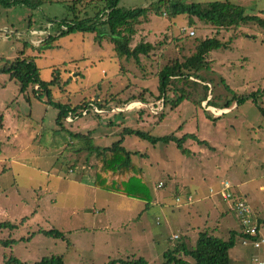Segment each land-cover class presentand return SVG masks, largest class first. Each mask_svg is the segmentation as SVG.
Here are the masks:
<instances>
[{"label": "rangeland", "instance_id": "374dc122", "mask_svg": "<svg viewBox=\"0 0 264 264\" xmlns=\"http://www.w3.org/2000/svg\"><path fill=\"white\" fill-rule=\"evenodd\" d=\"M44 1L38 8L0 7V67L20 56L34 60L41 80L54 81L52 102L62 105L108 100V107L123 110L134 101L130 106L137 108L100 115L91 111L67 127L73 132L92 131L94 143L101 148L123 138L124 147L134 153L133 161L143 170L153 201L147 206L146 201L94 188L96 156L59 146L56 136L48 132L56 129L59 110L47 94H35L37 87L20 94L19 84L9 74H0V114L4 115L0 222L17 225L0 229V264L11 257L35 264L50 256H62L65 264L139 258L164 264V254L176 243L195 246L200 232L218 227H214L218 212L203 213L196 205L225 180L243 184L255 219H264V115L260 111L264 96L259 94L264 90V25L222 29L187 15L170 19L165 9L159 15L150 10L136 25L131 48L150 43L153 50L148 57L140 56L137 64L119 58L109 39L98 41L95 33L72 32L46 41L60 31L58 25L47 30L49 22L62 21L73 4L80 17H93L105 8L104 0ZM158 1L121 0L120 7L150 8ZM226 1L244 8L246 15L264 17V0H187L203 6ZM191 30L195 36H189ZM11 31L9 39L1 37ZM208 38H218L226 47L209 53L210 67L199 73V82L195 77L190 83L173 81L166 103L174 99V90H184L190 99L171 109L158 98L159 72L175 60L184 62L193 56L197 45ZM204 85L211 90L212 105L229 112L210 110L207 100L200 103ZM254 93L256 99L250 98ZM235 96L242 99L239 104ZM158 112L165 114L161 121L155 116ZM127 128L154 138L195 135L207 145L188 137L182 150L176 143L123 136ZM74 163L76 169L69 170ZM179 191L191 193L194 206L177 207ZM216 199L220 212L227 213L224 225L219 219L223 227L216 236L228 241L231 230L239 233L230 251L232 264H255L253 256L264 261V244L258 250L244 246L238 215L229 210L230 203ZM206 216L210 222L204 221ZM52 229L66 239L42 234ZM261 234L264 240V226Z\"/></svg>", "mask_w": 264, "mask_h": 264}, {"label": "trees", "instance_id": "16d2710c", "mask_svg": "<svg viewBox=\"0 0 264 264\" xmlns=\"http://www.w3.org/2000/svg\"><path fill=\"white\" fill-rule=\"evenodd\" d=\"M105 8L98 11L93 17H80L76 13V4L69 7V14L57 23L59 33L56 36L50 35L46 41L48 43L56 38L70 34L72 32L95 33L96 39L101 41L103 38H108L114 46V51L119 58L133 59L139 64L140 56L148 57L153 46L150 43H140L135 48H131L133 36L136 35L135 28L145 18L150 10H154L156 15H159L160 10L165 9V14L170 19H174L180 15H187L191 18L206 23H210L218 28H239L242 25L255 23L264 25V17L246 15L244 8L232 4L231 2H211L203 6L202 3H188L187 0H159L157 4L151 5L150 8H135L124 9L120 7L121 0H104ZM81 1H79L80 3ZM45 3L44 0H0V7L8 9L19 5H26L33 8H38ZM52 22L57 20H51ZM61 26H65L66 30H62ZM28 46V44H27ZM226 47V44L218 38H208L200 42L196 47V52L193 56L187 58L184 62L173 61L167 64L159 72V99H163L166 103L168 100V92L173 81L182 80L190 83L193 77L201 80L199 73L205 69H209L210 63L207 56L212 51ZM0 74H9L10 79L14 80L20 86V94H26L30 88L33 89L38 96L46 93L48 101L53 104L58 110L56 119L57 127L51 132L58 140L59 146H63L66 150L75 149V152L87 153L88 156L95 155L97 165L95 169V177L93 186L96 189L105 192L117 193L125 195L129 198L143 200L147 202V206L153 201L149 188L144 179V173L133 161V152L126 149L123 145V138L113 143L110 147L101 148L94 143L92 132L74 133L67 127V117L72 114L76 119L81 116V111L90 108L89 105H95L101 110H109L110 101L98 100L94 102H85L75 107L62 105L52 102L50 85L52 82H44L40 78L39 69L32 59L22 58L21 56L13 62L5 63L0 67ZM196 81V80H195ZM194 82V81H193ZM195 85V84H194ZM196 86V85H195ZM202 97H199L200 103L208 99L209 87L204 85ZM175 97L169 104L171 109H176L184 100L190 99V96L184 90H174ZM264 96L263 92H260ZM256 93L250 95L252 99H256ZM212 100L209 101L212 105ZM238 104L242 99L238 100L237 96L234 99ZM142 102V101H141ZM133 103V102H132ZM166 106V105H165ZM118 107V106H115ZM228 109V108H220ZM260 111L264 115V109ZM155 116L161 121L165 114L157 113ZM74 119V120H75ZM74 122V121H73ZM4 129V115L0 114V133ZM46 131V130H45ZM124 135H138L143 139H147L153 143L163 142L166 144L176 143L177 147L183 150V144L188 137L197 140L200 144L207 145L206 141H200L195 135H186L183 138H178L176 135L154 138L149 134L144 135L140 131L127 128L123 131ZM69 148H68V147ZM77 163L71 165V169H76ZM17 225L7 221L0 222V229L11 228L15 229ZM42 234L49 238L65 240V234L52 229L42 231ZM238 234L232 232L228 241H224L207 231L200 232L195 246L190 247L185 242L176 243L173 250H168L165 254L164 264H232L230 251L236 245ZM240 237L254 239L241 233ZM176 241V240H175ZM6 244L12 241H5ZM4 243V242H3ZM191 258L192 263L185 259ZM5 264H23L17 258L11 257ZM35 264H65L62 256L44 257ZM108 264H149L145 259H128V260H113Z\"/></svg>", "mask_w": 264, "mask_h": 264}, {"label": "built area", "instance_id": "2783aa9c", "mask_svg": "<svg viewBox=\"0 0 264 264\" xmlns=\"http://www.w3.org/2000/svg\"><path fill=\"white\" fill-rule=\"evenodd\" d=\"M59 21H54V22H49L50 24L47 26V30H51L52 28L55 27V25H57ZM52 25V27H51ZM62 30H66L65 26H61ZM189 29H184L183 31H188ZM50 35V34H49ZM11 35L4 36L5 39H9ZM189 36H195V32L193 30L189 31ZM132 103H129V105L124 108L129 109V108H134V105H131ZM90 108H86L84 110L81 111V116L83 117H87L89 115V113L92 111L94 114L100 115V114H104L107 111H103L101 109H99L98 107H96L95 105H89ZM140 106V105H139ZM145 106V105H144ZM137 107V106H136ZM122 110H118V112H121ZM159 113V112H158ZM74 117L72 114H70L66 121L68 123H72L74 121ZM71 121V122H70ZM163 185H161L162 187ZM236 186L233 185L232 183H230L229 181L225 180L221 182V186H220V190L217 191L216 193L220 195V197L231 204V207L234 209V211L237 213L242 227H243V233L246 236H249L251 238L250 241L245 240L243 242L244 245H252L255 249H260L262 244H263V240L261 239V233H260V226L258 224L257 219H255L254 214L248 204V201L246 200V198L244 196L239 195L236 190H235ZM212 193H214V190H212ZM176 202L177 204H181V198H176ZM191 203L192 200L191 198H188L187 203ZM178 236H175L174 239H177ZM254 263L255 264H264V261L259 260L258 258H254Z\"/></svg>", "mask_w": 264, "mask_h": 264}, {"label": "crops", "instance_id": "0c3cea01", "mask_svg": "<svg viewBox=\"0 0 264 264\" xmlns=\"http://www.w3.org/2000/svg\"><path fill=\"white\" fill-rule=\"evenodd\" d=\"M4 33H2V35H1V37L3 36H5V35H3ZM36 34V33H35ZM43 34V33H42ZM7 35V34H6ZM9 35H13V32L11 31V33L9 32ZM33 35V34H32ZM11 37V36H10ZM47 38V37H46ZM3 39H5V37L3 38ZM6 40V39H5ZM41 40H43V39H41ZM41 40H39V42L41 41ZM45 40V39H44ZM197 82H199V80H196ZM208 86H210L209 84H208ZM210 97H208V99H207V103H209V101L212 99V93H211V90H210V95H209ZM133 103H134V101H132ZM132 102H129V103H132ZM129 103H127L128 105H129ZM140 104H142L143 105V103H141V102H139ZM126 104V105H127ZM209 106H211L210 104H208ZM134 108H137V107H134ZM210 108H212L213 110H215L216 111V109L217 110H220L221 112L220 113H223V112H225V113H227V112H229V109H220V107H213V106H211ZM226 108V107H225ZM111 112H118V110H121L120 108H118V109H109ZM114 110V111H113ZM105 111V110H104ZM108 111V110H107ZM122 111H124V109L122 110ZM121 111V112H122ZM215 111H213V112H215ZM224 114V113H223ZM223 114H221V115H223ZM212 115V114H211ZM220 116V115H219ZM3 132H4V130H3ZM92 132V131H91ZM74 133H83V132H74ZM85 134V133H84ZM92 137H93V133H92ZM94 139V138H93ZM133 158V157H132ZM222 182V181H221ZM220 186H221V183H220ZM220 186H219V188L218 189H213V188H210L209 189V194H207V195H205L204 197H202V198H200V199H198L197 200V205L196 206H199V208H200V211H202L203 213L205 212V213H209V212H218V216H219V219H220V221L222 222V224L224 225V220H225V217H226V212H220V203H219V201L216 199L217 197H219V198H221L220 197V195L219 194H217L216 192L217 191H219L220 190ZM236 186V188H235V190H236V192L239 194V195H241V196H244L245 198H246V200H248L247 199V194L245 193V191H243L242 190V187L244 186L243 184H241V185H239V184H237V185H235ZM94 187V186H93ZM212 190H214V193H212ZM179 193H180V196H179V198H181V204H177V207H179V208H182V207H189V206H191L192 207V205L196 202V200H194V197H193V195H191V193H188L187 191H179ZM199 194V192L197 193V195ZM178 198V197H177ZM188 198H191V200H192V202L191 203H187V200H188ZM222 199V198H221ZM223 200V199H222ZM224 201V200H223ZM228 203V202H227ZM194 206V205H193ZM191 207H189V208H191ZM216 210V211H215ZM229 210L230 211H232V212H234V213H236L235 211H234V209L231 207V205L229 204ZM237 214V213H236ZM219 219H218V221L216 220V222H215V225H214V227H216V224H218L217 226L218 227H216L215 229H213L212 230V232H209L210 234H212V235H214V236H216L217 234V231H219L220 230V228H222L223 227V225L220 223L219 224ZM257 219V221H258V224H259V226H260V233H261V229H262V227L264 226V219H262V218H260V217H258V218H256ZM240 220V219H239ZM204 221L205 222H210L211 221V218L209 217V216H206L205 218H204ZM203 220H202V223L204 222ZM241 222V221H240ZM193 229V228H192ZM203 232V231H202ZM208 232V231H207ZM232 232H235V233H237V234H239L238 232H236L235 230H231L230 232H229V235H231V233ZM241 233H243V227H242V232H240V235H241ZM261 236V239L263 240V235L261 234L260 235ZM217 237V236H216ZM179 238V237H178ZM178 238L177 239H173L174 241L175 240H178ZM242 238V241L244 242L245 240H248V241H250L251 239H249V238H243V237H241ZM198 239V238H197ZM263 244H264V240H263ZM262 244V245H263ZM244 245V244H243ZM244 246H246V247H249V248H251V247H253L252 245H244ZM262 247V246H261ZM263 247H264V245H263ZM262 247V248H263ZM254 248V247H253ZM264 252V251H263ZM254 259V256L252 257V260ZM186 261H188L189 263H192L193 262V260L192 261H189L188 260V258L187 259H185Z\"/></svg>", "mask_w": 264, "mask_h": 264}, {"label": "bare ground", "instance_id": "6f19581e", "mask_svg": "<svg viewBox=\"0 0 264 264\" xmlns=\"http://www.w3.org/2000/svg\"><path fill=\"white\" fill-rule=\"evenodd\" d=\"M210 110H213V109H210Z\"/></svg>", "mask_w": 264, "mask_h": 264}]
</instances>
